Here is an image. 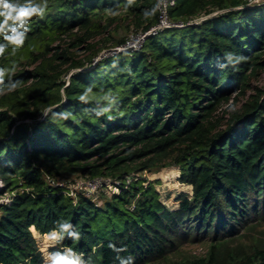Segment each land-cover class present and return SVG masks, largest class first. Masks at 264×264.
Wrapping results in <instances>:
<instances>
[{
  "label": "trees",
  "instance_id": "obj_1",
  "mask_svg": "<svg viewBox=\"0 0 264 264\" xmlns=\"http://www.w3.org/2000/svg\"><path fill=\"white\" fill-rule=\"evenodd\" d=\"M167 14L190 23L100 59L122 22H159L158 0H47L22 46L0 34V264H46L32 227L60 222L79 239L52 250L84 264H264V0ZM165 166L192 186L175 207L141 176ZM97 176L119 189L102 203L57 184Z\"/></svg>",
  "mask_w": 264,
  "mask_h": 264
},
{
  "label": "clouds",
  "instance_id": "obj_2",
  "mask_svg": "<svg viewBox=\"0 0 264 264\" xmlns=\"http://www.w3.org/2000/svg\"><path fill=\"white\" fill-rule=\"evenodd\" d=\"M131 2V0H130ZM47 8V0H41L37 3L36 0H24L21 4L20 0H0V34H4L6 31L11 32L12 35L5 38L15 45L22 46L25 33L30 31L28 27L34 17H43ZM115 15V13H113ZM20 29L24 31L21 32ZM4 46L0 45V55L3 54ZM240 59H244L241 57ZM2 76V73H0ZM18 87V84H12L9 91H14ZM5 93L0 92V95ZM83 99V97H81ZM50 111V110H47ZM2 186V182H0ZM8 201L0 200V203H7ZM72 225L68 222H60V231L52 230L49 234L56 242H60L63 239L62 233H68L73 239H79L77 233L70 232ZM111 246V245H110ZM83 254L77 255L71 248H64L63 251H55L49 253L46 257V264H84L81 260ZM133 260L132 257L129 261ZM122 264H129V262L122 261Z\"/></svg>",
  "mask_w": 264,
  "mask_h": 264
},
{
  "label": "rangeland",
  "instance_id": "obj_3",
  "mask_svg": "<svg viewBox=\"0 0 264 264\" xmlns=\"http://www.w3.org/2000/svg\"><path fill=\"white\" fill-rule=\"evenodd\" d=\"M122 25H119L117 29L113 31V34L117 38H122L129 36L133 33H136L133 25H130V29H127V21L122 22ZM115 52V46H107V47H102L101 50L99 51L98 55L95 56V59H100L103 56L106 55H111ZM257 86H263L264 85V73L260 77L259 80H256L253 82ZM180 174V170L178 167L175 166H165L161 168H156L152 169L150 171H144L141 176L145 177L147 181L145 182L146 184L148 181H153L155 182L156 189L160 193V198L170 207H175L178 203L177 201V196L181 192H188L189 195L192 194V186L187 185L184 183H181L178 180V176ZM76 176H68L65 179H70L73 180ZM119 190L116 186H114L113 182H110L109 184L106 185L103 189H101L99 192H97V196L95 198L98 199L99 203H102L107 197H110V194L114 191ZM9 195L4 196L5 200H8ZM32 230L37 242L41 248V250L44 253L45 256V261L46 257L49 253L54 252L52 248L56 245V241L52 239V237L49 235L50 233L47 234H41L38 231H35V228L32 227ZM188 249L190 251H193L195 253L201 254L204 253L207 249V246L205 244H200V243H194V244H189Z\"/></svg>",
  "mask_w": 264,
  "mask_h": 264
},
{
  "label": "built area",
  "instance_id": "obj_4",
  "mask_svg": "<svg viewBox=\"0 0 264 264\" xmlns=\"http://www.w3.org/2000/svg\"><path fill=\"white\" fill-rule=\"evenodd\" d=\"M175 0H158V8L160 10L159 22L145 31H139L129 35L124 43L115 46V52L122 50H137L139 49L147 37L151 34H157L160 30L168 27H180L185 24H189L190 21L184 23L182 21H172L167 14L168 4H174ZM112 182L109 178L97 176L93 178H80L72 184H68L64 180H59L57 184L70 194H75L76 192H84L86 195L92 196L96 194L100 189L104 188L107 184ZM114 184V183H113ZM114 186H116L114 184ZM117 187V186H116ZM5 200V199H2Z\"/></svg>",
  "mask_w": 264,
  "mask_h": 264
},
{
  "label": "crops",
  "instance_id": "obj_5",
  "mask_svg": "<svg viewBox=\"0 0 264 264\" xmlns=\"http://www.w3.org/2000/svg\"><path fill=\"white\" fill-rule=\"evenodd\" d=\"M34 231V230H33ZM35 231L37 232V230L35 229Z\"/></svg>",
  "mask_w": 264,
  "mask_h": 264
}]
</instances>
